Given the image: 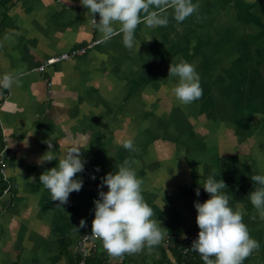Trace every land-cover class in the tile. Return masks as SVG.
<instances>
[{
    "label": "crops",
    "instance_id": "obj_1",
    "mask_svg": "<svg viewBox=\"0 0 264 264\" xmlns=\"http://www.w3.org/2000/svg\"><path fill=\"white\" fill-rule=\"evenodd\" d=\"M192 2L199 10L182 23L168 12L166 27L140 24L139 49L129 51L122 36L100 42L80 0H0V79L18 80L0 87V264H73L79 237L91 233L93 202L108 191L98 188L101 178L126 159L168 234L151 252L109 263L172 264L165 240L199 229L194 202L215 171L260 245L244 264H264V220L248 199L251 176L264 174V0ZM93 41L85 54L37 70ZM181 59L195 65L203 89L187 106L170 92L178 78H168ZM127 140L134 151L123 147ZM48 142L57 156L80 149L86 162L76 176L81 190L60 207L39 183L58 164L38 163ZM92 244L106 253L99 240Z\"/></svg>",
    "mask_w": 264,
    "mask_h": 264
},
{
    "label": "clouds",
    "instance_id": "obj_2",
    "mask_svg": "<svg viewBox=\"0 0 264 264\" xmlns=\"http://www.w3.org/2000/svg\"><path fill=\"white\" fill-rule=\"evenodd\" d=\"M80 5L91 14L90 23L99 32L100 42L122 36V44L129 51L139 49L135 32L140 24L149 29L166 27L168 16L165 13L168 12L179 24L199 10V4L192 0H80ZM97 14L99 21L95 19ZM173 77L178 78V83L170 92L180 105L187 106L202 98L203 89L195 65L182 59L178 63L172 61L168 78ZM16 83L18 80L12 73L0 79V87L11 88ZM48 147L49 151L38 163L57 160L58 164L42 173L39 183L50 193L51 201H58L60 207L67 204L70 193L81 190L83 181L76 176L83 172L86 162L81 159L80 149L71 148L57 156L50 142ZM123 147L128 151L135 150L132 140L125 141ZM199 174L202 175V171ZM217 175L213 171L202 186L210 199L204 203L194 202L199 233L189 250L198 253L203 264H244L260 245L250 236L243 222L242 208L237 206L233 210L229 206V196L222 192L226 185L214 178ZM251 180L256 187L248 199L259 218L264 220V174L252 175ZM142 184L127 159L115 173L101 178L98 188L106 186L108 191H99V198L93 202L95 216L90 237L99 240L103 251L111 258L137 254L145 249L151 252L168 234L160 222L153 219L154 211L142 195ZM195 194L200 195L199 188ZM86 226L82 219L79 228Z\"/></svg>",
    "mask_w": 264,
    "mask_h": 264
},
{
    "label": "built area",
    "instance_id": "obj_3",
    "mask_svg": "<svg viewBox=\"0 0 264 264\" xmlns=\"http://www.w3.org/2000/svg\"><path fill=\"white\" fill-rule=\"evenodd\" d=\"M98 43H99V41H93V42L87 44L85 47L74 49L70 52L62 53L60 55L50 57V58L46 59L37 68V70L43 72L47 66L54 65L56 63H59L61 61H65V60H68L71 58L79 57V56L85 54L87 50H90L91 48H93V46L97 45ZM0 163H1L0 164L1 165L0 166L1 173H3L2 169L4 168L3 167L4 165L2 162H0ZM208 199H210L209 194L202 197L200 200V203H204ZM198 233H199V229L194 230L189 236H187L183 239H179L177 241H174L170 238H166L165 244L170 249L175 248L176 245L178 247H180V255L183 257V259H186V256L188 255V253L190 251L189 249L191 247V244L195 239H197ZM90 236H91V233H84L79 237V239L77 241V245H76V255L78 257L76 264H86L87 259L90 257V254L96 252L95 251V245L92 244L96 239H93ZM172 264H185V262L183 260H181L179 263H172Z\"/></svg>",
    "mask_w": 264,
    "mask_h": 264
},
{
    "label": "trees",
    "instance_id": "obj_4",
    "mask_svg": "<svg viewBox=\"0 0 264 264\" xmlns=\"http://www.w3.org/2000/svg\"><path fill=\"white\" fill-rule=\"evenodd\" d=\"M173 257V263H179L181 260L185 262V264H203V261L200 257V255L194 251H189L188 255L186 256V259H183V257L180 255V247L176 245L175 248L170 249ZM108 254L105 253L104 255L100 253H92L90 254V257L87 259L86 264H111L108 262ZM77 255L76 260L73 264L77 263ZM122 264V262H121Z\"/></svg>",
    "mask_w": 264,
    "mask_h": 264
}]
</instances>
